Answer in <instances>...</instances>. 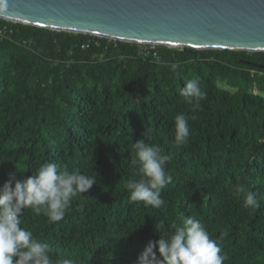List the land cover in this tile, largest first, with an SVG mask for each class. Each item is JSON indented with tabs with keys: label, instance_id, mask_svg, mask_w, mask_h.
<instances>
[{
	"label": "trees",
	"instance_id": "16d2710c",
	"mask_svg": "<svg viewBox=\"0 0 264 264\" xmlns=\"http://www.w3.org/2000/svg\"><path fill=\"white\" fill-rule=\"evenodd\" d=\"M139 48L0 17V185L46 162L97 177L62 221L26 210L23 226L54 259L136 264L159 238L157 222L169 231L195 216L222 240L223 264H264V51L159 44L158 63ZM192 79L207 94L195 109L179 94ZM178 114L190 126L179 146ZM139 139L171 157L160 209L132 202L125 187L140 178L131 164ZM249 191L255 212L244 206Z\"/></svg>",
	"mask_w": 264,
	"mask_h": 264
},
{
	"label": "clouds",
	"instance_id": "9594fccd",
	"mask_svg": "<svg viewBox=\"0 0 264 264\" xmlns=\"http://www.w3.org/2000/svg\"><path fill=\"white\" fill-rule=\"evenodd\" d=\"M10 8L9 0H0V12ZM158 63H162L157 58ZM178 68L171 64V71ZM179 94L194 109L207 94L196 79L186 81ZM175 143L185 145L190 135L188 118L184 114L175 117ZM134 158L131 164L138 168L139 179H129L125 187L132 202H143L145 206L160 209L165 205L162 190L172 182V175L165 170L171 159L162 154L156 144L143 139L132 145ZM27 171H20L21 173ZM97 177L80 171L61 168L55 162L43 163L33 174L23 179L17 173H9L8 179L0 185V264H77L65 258H53L51 246L38 238L32 230L23 226L22 217L26 210L47 217L48 223L62 221L72 207L73 199L87 192ZM244 206L253 212L260 208V199L249 191ZM158 239H150L137 255L136 264H223L227 259L222 251V240L213 239L205 225L195 216L188 217L183 226L172 225L164 231V222L155 224Z\"/></svg>",
	"mask_w": 264,
	"mask_h": 264
},
{
	"label": "water",
	"instance_id": "95a60500",
	"mask_svg": "<svg viewBox=\"0 0 264 264\" xmlns=\"http://www.w3.org/2000/svg\"><path fill=\"white\" fill-rule=\"evenodd\" d=\"M0 17L169 47L264 51V0H9Z\"/></svg>",
	"mask_w": 264,
	"mask_h": 264
},
{
	"label": "built area",
	"instance_id": "2783aa9c",
	"mask_svg": "<svg viewBox=\"0 0 264 264\" xmlns=\"http://www.w3.org/2000/svg\"><path fill=\"white\" fill-rule=\"evenodd\" d=\"M12 21V20H10ZM16 22V21H14ZM5 30H1V33H3ZM95 36H98V37H105V38H108V40H117V39H114V38H111V37H106V36H101V35H96V34H93ZM96 42L98 43V41L96 40ZM140 44V48H139V52L143 55V56H148L150 54H153V56L155 58H158L159 55H158V50H157V46L159 45L158 43H139ZM84 48L85 47H88L89 46V42L87 43H84L82 45Z\"/></svg>",
	"mask_w": 264,
	"mask_h": 264
},
{
	"label": "rangeland",
	"instance_id": "374dc122",
	"mask_svg": "<svg viewBox=\"0 0 264 264\" xmlns=\"http://www.w3.org/2000/svg\"><path fill=\"white\" fill-rule=\"evenodd\" d=\"M180 48V47H179ZM257 91V90H256Z\"/></svg>",
	"mask_w": 264,
	"mask_h": 264
}]
</instances>
